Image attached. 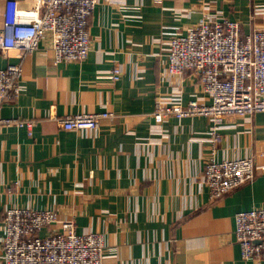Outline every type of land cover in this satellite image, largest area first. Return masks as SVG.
Instances as JSON below:
<instances>
[{"label": "crops", "instance_id": "crops-1", "mask_svg": "<svg viewBox=\"0 0 264 264\" xmlns=\"http://www.w3.org/2000/svg\"><path fill=\"white\" fill-rule=\"evenodd\" d=\"M43 11V0H17ZM6 0H0V28ZM264 25V0H99L83 61L53 59L51 35L25 53L0 49V68L21 63L20 91L0 109V264L9 207L49 208L78 233L104 236L103 264H264L244 259L237 211L264 205V113L152 118L158 101H209L189 71L166 76L169 39L202 13ZM119 66L113 80L110 70ZM108 109L97 129H63L66 114ZM25 121H32L29 127ZM253 156L255 175L210 201L206 158Z\"/></svg>", "mask_w": 264, "mask_h": 264}, {"label": "built area", "instance_id": "built-area-1", "mask_svg": "<svg viewBox=\"0 0 264 264\" xmlns=\"http://www.w3.org/2000/svg\"><path fill=\"white\" fill-rule=\"evenodd\" d=\"M99 0H43V11L22 8L17 0H6L0 28V49L34 51L51 35L53 59L83 61L91 50L89 22ZM166 76L192 72L209 101H158L152 118L208 117L214 123L233 114L264 113V25L242 33V23L226 17L212 18L206 12L185 32L169 39ZM21 63L0 68V109L13 93L20 91ZM119 66L110 70L113 80ZM108 109L66 114L59 118L63 129H97L103 119L112 118ZM24 124L0 118L2 123ZM29 127L32 121H25ZM253 156L218 160L209 155L202 171L210 201H215L255 175ZM58 219L53 209L9 207L3 216V264H103L105 242L99 231L78 233L72 219L60 230L41 234ZM234 235L244 259H264V205L237 211Z\"/></svg>", "mask_w": 264, "mask_h": 264}, {"label": "rangeland", "instance_id": "rangeland-1", "mask_svg": "<svg viewBox=\"0 0 264 264\" xmlns=\"http://www.w3.org/2000/svg\"><path fill=\"white\" fill-rule=\"evenodd\" d=\"M207 159V158H206ZM233 233H234V231H233ZM235 236V235H234Z\"/></svg>", "mask_w": 264, "mask_h": 264}]
</instances>
